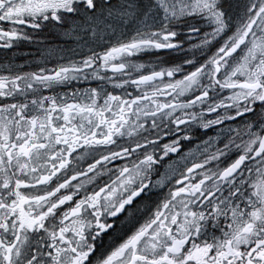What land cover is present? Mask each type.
<instances>
[{
  "label": "snow or ice",
  "instance_id": "6c2138e0",
  "mask_svg": "<svg viewBox=\"0 0 264 264\" xmlns=\"http://www.w3.org/2000/svg\"><path fill=\"white\" fill-rule=\"evenodd\" d=\"M0 264H264V0H0Z\"/></svg>",
  "mask_w": 264,
  "mask_h": 264
}]
</instances>
